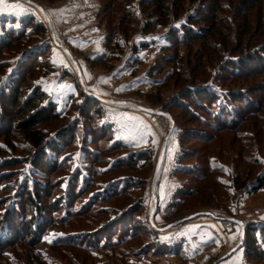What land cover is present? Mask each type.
<instances>
[{
    "label": "rangeland",
    "instance_id": "1",
    "mask_svg": "<svg viewBox=\"0 0 264 264\" xmlns=\"http://www.w3.org/2000/svg\"><path fill=\"white\" fill-rule=\"evenodd\" d=\"M30 1L45 15L29 3L4 0L5 4L20 7L0 12V37L12 31L23 35L12 41L10 48L0 50V83L7 85L13 78L17 64L27 56V47L29 51L45 49L35 64L33 75L39 74L31 82L55 104L61 119L44 125L42 131L52 134L73 124L77 132L71 146L55 157L58 163L63 161L61 171L52 177L57 187L51 197L42 198L45 206L49 203L52 207L47 212L52 220L31 247L37 262L26 258L25 244L5 246L7 242L0 234V264H262L245 255L240 241L247 225H264V188L252 191L256 178L264 174V98L259 101L258 96L264 93V75L232 79L225 71L232 68L229 64L236 58L235 53L219 50L218 56L197 42L172 45L166 39L195 15L199 0H183L178 5L176 0H162L164 10L159 11L148 0ZM236 2L233 0L232 5ZM31 22L42 25L45 32L35 34ZM258 40L256 37L250 42ZM144 44L146 47L140 48ZM100 56L101 62L92 66L90 60ZM45 62L50 63L48 67ZM183 85L186 89L205 87L217 94L246 92L247 114L234 131L209 128L206 122L212 121L203 113L200 116L204 123L189 122L179 109L162 108ZM252 85L254 88H250ZM87 91L101 100L127 103L85 102L81 93L86 96ZM131 102L176 119L154 184L153 171L170 121L166 115L145 113L128 104ZM96 105L100 113L93 121L79 114L80 110L92 112ZM255 106L258 114L247 111ZM240 107L245 110L244 105ZM98 125L109 130V139L101 143L96 136ZM185 129L191 133L180 142ZM29 145L22 135H15V151L2 147L0 160L27 159ZM124 145L127 152L120 149ZM108 147H116V151L109 153ZM147 150L150 162L141 160L126 167L128 155ZM92 153L96 161L90 159ZM184 153L191 159L181 162ZM75 170L82 176L81 182L69 184ZM15 174V180H1L0 201L16 209L22 186L30 191L34 180L45 183L48 178L23 163ZM236 178L245 184L243 188H237ZM78 188L84 190L78 200L66 197L68 190L70 194ZM119 188L124 189L109 194ZM184 190L189 193L182 195ZM4 208L0 206V213ZM124 210L127 229L119 235L98 232ZM207 212L211 216L199 214L186 219ZM180 219L186 220L168 227ZM149 222L155 224V229L149 227Z\"/></svg>",
    "mask_w": 264,
    "mask_h": 264
},
{
    "label": "trees",
    "instance_id": "2",
    "mask_svg": "<svg viewBox=\"0 0 264 264\" xmlns=\"http://www.w3.org/2000/svg\"><path fill=\"white\" fill-rule=\"evenodd\" d=\"M148 1L152 2L155 8L158 9L157 11H159V9L164 10L162 0ZM182 1L183 0H176L177 5ZM232 3L233 0H199L195 15L189 16L186 20L187 24H183L178 30V33L176 30H173L171 34L169 33L170 35L166 36V39H168L172 45L197 42L202 45L201 47L215 55L219 53V50H227L231 52L232 55L235 53L236 58L229 64L232 68L225 71L232 79L248 80L262 77L264 75V7H262L261 4H264V0H237L235 5H232ZM255 8L258 9L254 10ZM29 20L32 21L31 19ZM30 24H35L33 27L35 34L38 32H40V34L45 32V28L42 25L38 27L39 23L31 22ZM235 28L237 29L236 34H234ZM10 35L14 38L12 39ZM22 35L23 33L17 35L12 31V34L8 36H1L0 50L3 48H10L12 41H18ZM247 35L249 36L247 40L244 41L243 39L247 37ZM256 37L259 38V40L252 44L250 41ZM228 44H231V46L228 47ZM144 47H146V44L140 46V48ZM28 49L29 47H27V51H29ZM135 50H137L136 47L134 48V51ZM27 51V56L23 62L17 64V70L8 84L4 85L0 83V141H2V147L15 151L13 138L17 134L22 135L27 143L30 144L28 155L25 160H0V183L1 180L6 182L15 180V170L18 166L22 165V163L23 165L29 164L32 172L41 175L43 178L47 177L48 180H46L45 183L44 181L39 182L38 180H34L30 191L25 190L24 186H22L21 191L17 194L18 198L16 205L18 206L16 209L10 208V205L7 206L6 201H0V206L2 205V207H5L2 213H0V234L3 235L2 238L5 239L4 241L7 242L5 246L15 245L18 242L25 244L28 249L25 252L26 258H28V260L33 258L32 260L37 262L38 256L33 254L31 247L36 244L44 228H46V225H49L52 220L51 217H47V212L51 211L49 208L52 209V207H49V203L45 206L42 198L45 196L51 197L52 190L56 186V184H54L55 179L52 177L61 171L60 166H62L63 163L62 160L58 163L55 157L62 153L64 148L71 146L77 131L74 129L73 124L64 126L63 130L59 128L52 134L42 131L44 125L51 122H58L61 118L56 112L55 104L46 99V93L44 91L42 92L40 87L34 86L31 82L34 75L36 77V75L39 74V72H37L33 75L35 64L38 63L37 60L39 56L45 53V49L39 48L37 50L33 49V51ZM36 54H38V57ZM212 57H214V55H211V59H213ZM102 59V56L92 59L90 60V64L92 66L96 65L98 62L100 63ZM49 64L50 63L45 62L44 65L48 67ZM48 70H51L50 67ZM250 88H254L253 85ZM81 96H83L85 102L94 100L93 98L84 96L82 93ZM244 96L245 98L247 97L246 92L233 93L232 91H226V93L217 94L215 91L207 90L205 87L202 90H197L192 87L186 89L183 85L176 97L163 103L162 108L170 110L179 109L189 122L193 121L194 123L200 124L201 122H205L202 121L200 116V114L203 113L212 121V123L206 122L211 126L209 128L215 131L220 129L234 131L236 128L235 125L243 119L244 114H247V108L245 107L249 105V97L245 99ZM258 96L260 97L259 101H262L264 93ZM243 99L247 105L243 102ZM240 105H244V111H241L242 107H240ZM99 110L100 109L96 105L92 112L80 110L79 114L84 115L85 119L89 118V120L93 121L100 113ZM247 111H253L258 114L259 108L255 106V108H249ZM172 121L174 125L176 119L174 118ZM97 129L99 132L96 136H99L101 139L98 143L109 139V136H106L109 130L99 125ZM188 133H191L189 129L182 131V134H180V142H182L184 137H189ZM192 135L200 138L199 134ZM84 138H86V136H84ZM84 142H86V139H84ZM2 147L0 146V149ZM120 149L125 152L128 151L125 145ZM115 151L116 147H108L109 153ZM148 152L149 150L132 153L126 157L127 161L124 164L128 167L133 166L141 160L146 161L148 159L150 162ZM89 157L93 161H96L95 153H92ZM189 159H191L189 154L184 153L181 155L179 161H188ZM179 170L183 169L179 168ZM178 172L180 173L181 171ZM192 172L196 173V171ZM74 177H76V181ZM80 177L82 176L75 170L74 173H72L69 184L81 182V180L79 181ZM234 183L239 189L245 186L243 182L238 183L237 178L234 180ZM254 184L255 185L252 187L253 192H257L261 188H264V174L257 177ZM122 189L119 188V191L116 190L109 194L115 195L121 192ZM83 192L84 190L78 188L75 189L73 193L69 194L68 190L66 197H75L74 200H78ZM183 192L182 195L189 193L187 190ZM21 193L24 194L23 197H21L22 195L20 196ZM53 199L56 200L55 198ZM14 202L15 201H13V204ZM56 208L59 207L56 206ZM126 211L127 210L121 212L119 216L108 222L104 227L99 229L98 232L103 233L106 230V235L115 232L119 235V232L127 229L128 217L124 214ZM80 212L82 211H74V213ZM119 223L121 224L119 225ZM132 227L134 226H130L131 230ZM149 227L155 229L156 226L154 223L152 225L151 222H149ZM26 240H28V242H26ZM241 243H243L242 246L247 257L252 259L255 258L260 263L264 264V225L255 227L247 225V227L244 228V238Z\"/></svg>",
    "mask_w": 264,
    "mask_h": 264
},
{
    "label": "water",
    "instance_id": "3",
    "mask_svg": "<svg viewBox=\"0 0 264 264\" xmlns=\"http://www.w3.org/2000/svg\"><path fill=\"white\" fill-rule=\"evenodd\" d=\"M20 1H22V2H24V3H29V4H31V5H33L35 8H37L39 11H41L42 12V10H41V8H39L34 2H32V1H30V0H20ZM43 13V12H42ZM44 14V13H43ZM45 15V14H44ZM45 19H46V22H47V25L50 27V24H49V21H48V19H47V17L45 16ZM57 45H58V43L57 42H55ZM61 49H63V51H64V53L66 54V56L67 57H69V59L70 60H72V61H74L73 60V57H71L70 55H69V53L67 52V50H65L62 46H60V45H58ZM76 71H78L77 69H76ZM77 77H78V81H79V83L81 84V86H82V88H84V86L82 85V82H81V74H80V72L78 71L77 72ZM86 94V97L87 96H89L90 98H93L94 100H99L100 102H104V103H106V104H109V105H116V104H126L127 102H121V101H111V100H106V99H98L96 96H94L93 94H91V93H89L88 91L87 92H85ZM128 104H132L133 106H136V107H138L140 110H142L143 112H148V113H151V114H153V115H158V116H167L168 118H169V121H170V129L168 130V133H167V135H166V137H165V139H164V144H163V147H162V151H161V154H160V159L158 160V162H157V164H156V166H155V168H154V173H153V178H152V183L154 184V181H155V179H156V176H157V171H158V169H159V165H160V163L162 162V155H163V152H164V148H165V146H166V140H167V137L171 134V132H172V129H173V127H172V125H173V121H172V119L170 118V116L167 114V113H164V112H160V111H158V110H154V109H150V108H142V107H139V106H137L135 103H133V102H131V103H128ZM154 201H155V206H156V203H157V201L155 200V197H154ZM153 211V210H152ZM152 213L153 212H151L150 213V216L151 217H153L152 216ZM199 214H202V215H210L211 216V214H209L208 212L207 213H196V214H193V215H191V216H189L188 218H186V219H188V220H190V219H193V217H195V216H198ZM186 219H180V220H178L177 222H174V223H171L170 225H168V227H173V226H175V225H178V224H180V223H182V222H184ZM151 224L153 225V223L151 222ZM244 238V229H243V232H242V234H241V241H240V243L242 242V239ZM232 251H234V250H232ZM231 251V252H232ZM224 257L225 256H223V259H224ZM221 261V260H220Z\"/></svg>",
    "mask_w": 264,
    "mask_h": 264
},
{
    "label": "snow or ice",
    "instance_id": "4",
    "mask_svg": "<svg viewBox=\"0 0 264 264\" xmlns=\"http://www.w3.org/2000/svg\"><path fill=\"white\" fill-rule=\"evenodd\" d=\"M0 5H2V7H0V12L5 11L6 9H17L20 7L18 4H5L4 0H0Z\"/></svg>",
    "mask_w": 264,
    "mask_h": 264
},
{
    "label": "crops",
    "instance_id": "5",
    "mask_svg": "<svg viewBox=\"0 0 264 264\" xmlns=\"http://www.w3.org/2000/svg\"><path fill=\"white\" fill-rule=\"evenodd\" d=\"M132 78V77H131ZM132 80V79H131Z\"/></svg>",
    "mask_w": 264,
    "mask_h": 264
}]
</instances>
